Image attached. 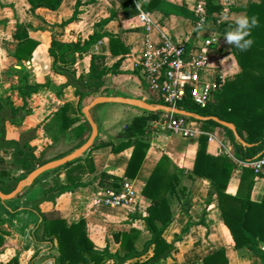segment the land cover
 <instances>
[{"label":"trees","instance_id":"1","mask_svg":"<svg viewBox=\"0 0 264 264\" xmlns=\"http://www.w3.org/2000/svg\"><path fill=\"white\" fill-rule=\"evenodd\" d=\"M28 1L32 4L30 10L32 13H36V9L39 7L56 10L61 6L63 0ZM120 1L122 5L125 3L138 4L145 11L162 8L167 12L189 14L184 5H177L167 0ZM206 2L208 18H213L216 21L217 16L215 14L221 10V6L217 0H206ZM82 4L79 0L73 15L60 25H66L77 20L81 13ZM164 5H167V8H164ZM136 11L138 12V9ZM246 11L247 16L258 17L259 26L251 30L249 38L253 39L254 43L250 49L241 51L234 46L233 52L240 66V72L234 78H229L223 83L206 107L198 106L190 97L179 102L182 107L190 108L202 114L217 115L222 119L234 122L240 135L252 143V146H244L238 143L232 130L213 120L202 123L207 130L211 129L212 126L225 129L233 141L235 158L238 161H250L264 155V0L250 4ZM114 18L115 13H112L110 17L97 22L94 32L86 39L79 37L76 41L67 42L54 35L50 46L54 70L59 72L56 63L61 62L60 67L77 73L74 67L76 54L88 52L102 38L108 37L110 52L121 57L111 67L98 68L97 58L93 56L87 77L82 74L79 78L89 83L92 79H100L110 72L114 74L125 72L123 66L127 55L130 53V48L119 34L106 29L108 23ZM230 27H234V23L231 21L217 24L218 30L221 31L229 30ZM39 43L38 39L29 37L18 45L13 52V56L22 66L21 69H17L18 84L14 86V89L18 90L23 104L16 107L10 96L0 98V126L3 121L6 122L7 120L12 123L23 122L27 116L33 113L32 94L40 91L41 88L50 87V80L45 83H33L30 80L31 72L24 71L28 67L27 62L32 60L34 50ZM216 81L221 82L219 74L216 75ZM62 93L63 88L59 91V95ZM75 93L79 99L83 95V92L77 87H75ZM158 118H160L159 114L136 116L119 133V136L123 138L121 142L102 141L91 150L88 157L68 163L62 169L66 174L65 179H57L45 193L51 194L52 199H54L60 194L74 192L81 187L85 180L96 172L93 150L102 146H109L111 151L115 153L132 147L133 150L125 176L130 180L135 179L151 147L148 124L151 120ZM42 126L53 144L62 137L73 141L80 138L87 130V121L80 112L79 103L76 105L69 100L65 101L57 111L46 117ZM208 141L209 135L201 134L191 173L197 177H206L210 180L207 201L209 202L213 195L217 196L224 222L231 230L236 248H248L263 260L264 252L261 250L260 244L264 243V195L261 200H255L252 197V192L257 176H264V171L256 173L252 167L243 166L238 191L235 194L228 192L230 180L237 169L236 160L226 153L214 155L208 152ZM27 147L30 150H35L30 145ZM7 162V159L0 158V183L3 185H6L10 178L15 179L11 176V168L6 166ZM30 166V160L27 159L20 168L27 169ZM183 172L184 170L163 150L142 190V194L150 199L146 213L137 210L130 215L128 223L131 226L129 229L113 233L115 242L119 244V249L116 252L110 250L108 243L103 247L96 245L90 236L86 218L81 217L70 221L56 210L42 211L45 218L44 236L56 242L61 264H118L119 259L125 258L127 259L126 264H166L165 260L177 249L175 241L169 242L165 237V231L174 220L172 197L178 198L183 205L189 203V201L186 202L189 196L186 188L179 187L180 173ZM124 180L125 177L103 170L99 186L102 189L120 190ZM4 224L5 220L0 218V255L5 249L3 246L9 234ZM142 227H146L152 237L145 243L144 248L139 250L136 247V241L141 234ZM186 229L183 231L185 232ZM0 264L22 263L20 256L15 255L7 262L0 261ZM190 264H229V259L225 249H218L205 255L201 263L195 261Z\"/></svg>","mask_w":264,"mask_h":264},{"label":"crops","instance_id":"2","mask_svg":"<svg viewBox=\"0 0 264 264\" xmlns=\"http://www.w3.org/2000/svg\"><path fill=\"white\" fill-rule=\"evenodd\" d=\"M78 1L63 0L56 10L39 7L36 13H32L30 10L32 4L28 0H0V98L10 96L16 107L23 104L18 90L14 89V86L18 84L17 69H21L22 66L13 56V52L29 37L38 39L40 43L24 71L31 72L30 80L33 83L51 81L49 88H41L40 91L32 94L33 113L30 116H27L23 122L6 121L8 140H18L20 135L28 131L32 125H37V137L31 141V145L41 148L43 144L52 142L41 125L42 122L51 113L57 111L65 101L71 100L76 105L80 101L79 96H73L75 86L68 83V77L61 72H56L53 68V58L50 54L53 36L67 42L76 41L79 37L86 39L94 32L96 23L110 17L112 13H115V18L108 23L106 29L119 34L130 48L123 66L125 71L123 73L139 77L144 87H146L145 80L140 69L136 68V63L144 48L147 35L154 41H159L164 36L175 41L189 36L191 37L189 46L196 53L201 52L206 39L215 37L217 40L208 48L209 63L204 70L203 78L213 82L219 74L224 83L240 72V66L233 52L234 46L224 42V34L228 30H218L219 23L213 18H208L202 27H197L198 18H195L197 15L194 6L201 0H167L177 5H184L189 12L186 15L167 12L162 8L148 11L154 19L153 29L149 33L139 19L140 10L143 9L137 8L138 4L133 3L122 5L120 0H80L83 4L80 7L81 13L78 19L66 25H60L73 15ZM260 1L230 0L231 10L221 23L231 21L235 27L238 17L247 16L246 8ZM165 7L167 8V5H164ZM215 15L217 16L218 13ZM108 43V37H104L88 52L76 54L74 67L78 77L89 72L93 56L97 58L98 68L111 67L121 57L110 52ZM62 88L63 93L59 95ZM114 109L118 115L134 110L121 105ZM198 127L199 131L189 138L172 131L157 132L155 135L148 132L151 147L138 176L132 179L137 192L135 204L107 207L95 203L96 196L102 191L99 186L101 172L106 170L126 178L125 171L133 150L131 147L115 153L109 146H102L93 150L96 172L74 192H65L52 200L41 202L39 204L41 211L56 210L70 221L81 217L86 218L90 236L96 245L103 247L108 243L110 250L116 252L119 244L115 242L113 233L129 229L130 215L137 210L146 213L150 199L142 194V190L164 150L184 170L182 174L180 173L179 187H185L189 194L186 199V202L189 201L188 205H183L178 198L172 197L174 220L165 231V237L169 242L175 241L177 249L165 260V263L190 264L195 261L201 263L205 255L218 249H225L229 264H264V259L262 260L248 248H236L231 230L224 222L217 196L213 195L211 200L207 201L210 180L191 173L198 151L199 138L203 133L209 135L208 152L214 155L226 153L231 158H235L233 141L225 129L212 126L207 130L202 121H198ZM236 163L237 169L228 186V192L232 194L238 191L243 167L241 162L236 161ZM263 195L264 176H257L252 197L255 200H261ZM44 205H49L47 210L44 209ZM183 229L186 231L184 232ZM151 237L150 231L142 227L136 247L141 250ZM260 248L264 252V243L260 244Z\"/></svg>","mask_w":264,"mask_h":264},{"label":"water","instance_id":"3","mask_svg":"<svg viewBox=\"0 0 264 264\" xmlns=\"http://www.w3.org/2000/svg\"><path fill=\"white\" fill-rule=\"evenodd\" d=\"M60 65L61 62H57L56 68L68 77V83L83 92L79 109L87 121L85 133L69 146L62 145L57 151L50 148L39 158L33 150L25 147V141L6 138L5 121L0 126V153H6L8 161L6 166L20 169L15 174V180L10 178L6 185L0 183V218L11 225L22 219L21 224L18 225L21 235L26 239V245L22 248L37 250L30 264H61L59 255H51L56 248V242L44 236L45 218L39 207L41 202L51 200L52 195L41 194L39 190L48 187L50 178L68 163L88 157L91 150L100 142H121L123 138L119 133L136 116L173 114L202 122L213 120L232 130L238 143L244 146L253 145L240 135L234 122L217 115L202 114L187 107L164 103L153 96L135 75L110 72L88 83ZM120 105L134 110L118 115L114 108ZM27 159L30 160V168L21 169ZM8 245L10 243L6 242L3 248ZM126 262V258L118 260V264H126Z\"/></svg>","mask_w":264,"mask_h":264},{"label":"built area","instance_id":"4","mask_svg":"<svg viewBox=\"0 0 264 264\" xmlns=\"http://www.w3.org/2000/svg\"><path fill=\"white\" fill-rule=\"evenodd\" d=\"M221 10L217 15V23L230 12V0H217ZM198 17V24L208 20L207 2L199 1L194 6ZM139 19L149 33L154 26V19L148 11L140 10ZM217 40L211 37L204 41L201 52L196 53L189 46L191 37L186 36L181 40H172L164 36L159 41L152 40L147 35L144 48L136 63L146 87L160 101L179 105V102L190 97L195 104L206 107L214 97V93L223 85V82L207 81L203 73L209 63L208 48ZM166 127L170 131L180 133L184 137H192L199 131L198 121L184 116L166 115L153 119L148 124V129ZM238 161L236 158H234ZM242 166L252 167L256 173L264 171V155L250 161H239ZM137 192L132 180L125 178L120 190L102 189L96 196L95 203L107 207H120L136 203Z\"/></svg>","mask_w":264,"mask_h":264},{"label":"rangeland","instance_id":"5","mask_svg":"<svg viewBox=\"0 0 264 264\" xmlns=\"http://www.w3.org/2000/svg\"><path fill=\"white\" fill-rule=\"evenodd\" d=\"M87 75H88V73L86 74V77H87ZM73 96L77 97L78 95H76L74 93ZM32 106H33V103H32ZM37 130H38V126L37 125H32L31 128L28 131H26V132H24V133H22L20 135L18 140L20 142L21 141H25L24 142L25 143V147L29 146L30 142L34 138L37 137ZM148 131H150L153 135H155L157 132H160V133L170 132V130L168 128H166V127H157V128H154L153 130H148ZM72 142H73V140H68L66 137H62L58 142H55L53 144H52V142H48L47 145L43 144V146L41 148H39L38 146H34V147H35V152H36L37 156L40 158V157H42L43 153L46 150L51 148V149L57 151V150H59L62 147V145L69 146ZM1 157L6 159V153L5 154L0 153V158ZM19 171H20V169H18V168H12L11 169V176L15 177V174L18 173ZM60 172H61V175H60ZM60 172L54 174L50 178V180H49L50 181L49 182L50 185L48 187H44V188H41L39 190V192L41 194L49 195V193H45V192L50 187H52L54 185V182L57 179H65V176H66L65 171L61 170ZM43 207H44L45 210H47L49 205H44ZM21 220H22L21 218L19 220H17L14 225H11L7 221H5L4 227L9 231V234L7 235V238H6L7 239L6 242H9L10 245L6 246L5 249L2 251L3 253L0 255V261L1 262H7L13 256L17 255V256H20L22 264H28V263H30L32 257L34 256V254L37 251L35 248H31V249H23L22 248L24 245H26V239H25L24 236L21 235V233L19 231L18 225L21 224ZM51 255H59V251H58L57 246L52 251Z\"/></svg>","mask_w":264,"mask_h":264},{"label":"clouds","instance_id":"6","mask_svg":"<svg viewBox=\"0 0 264 264\" xmlns=\"http://www.w3.org/2000/svg\"><path fill=\"white\" fill-rule=\"evenodd\" d=\"M145 2H147V0H145ZM139 7L140 5H137V8ZM202 26V22L197 25L198 28ZM258 26V17L240 16L235 21V27H230L224 34V42L227 45L239 48L241 51H247L254 43L253 39L249 38L251 36V30Z\"/></svg>","mask_w":264,"mask_h":264},{"label":"flooded vegetation","instance_id":"7","mask_svg":"<svg viewBox=\"0 0 264 264\" xmlns=\"http://www.w3.org/2000/svg\"><path fill=\"white\" fill-rule=\"evenodd\" d=\"M30 146H31V147H34V146L31 145V142H30ZM34 149H35V147H34ZM34 152H35V150H34ZM35 153H36V152H35Z\"/></svg>","mask_w":264,"mask_h":264}]
</instances>
